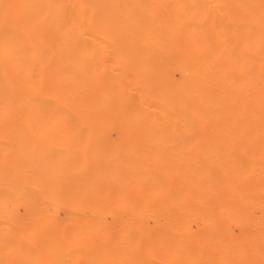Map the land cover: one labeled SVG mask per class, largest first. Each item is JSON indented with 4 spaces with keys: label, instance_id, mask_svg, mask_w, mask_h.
Segmentation results:
<instances>
[{
    "label": "bare ground",
    "instance_id": "obj_1",
    "mask_svg": "<svg viewBox=\"0 0 264 264\" xmlns=\"http://www.w3.org/2000/svg\"><path fill=\"white\" fill-rule=\"evenodd\" d=\"M0 264H264V0H0Z\"/></svg>",
    "mask_w": 264,
    "mask_h": 264
}]
</instances>
